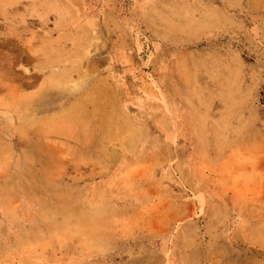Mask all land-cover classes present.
<instances>
[{
    "label": "rangeland",
    "instance_id": "obj_1",
    "mask_svg": "<svg viewBox=\"0 0 264 264\" xmlns=\"http://www.w3.org/2000/svg\"><path fill=\"white\" fill-rule=\"evenodd\" d=\"M0 264H264V0H0Z\"/></svg>",
    "mask_w": 264,
    "mask_h": 264
},
{
    "label": "bare ground",
    "instance_id": "obj_2",
    "mask_svg": "<svg viewBox=\"0 0 264 264\" xmlns=\"http://www.w3.org/2000/svg\"><path fill=\"white\" fill-rule=\"evenodd\" d=\"M96 102H97V101H96ZM92 103H93V101H92ZM92 103H91V104H92ZM98 104H99V103H98ZM69 107H70V106H69ZM98 108H99V107H98ZM34 112H35V111H34ZM100 126H101V125H100ZM96 127H97V126H96ZM95 129H96V128H95Z\"/></svg>",
    "mask_w": 264,
    "mask_h": 264
}]
</instances>
